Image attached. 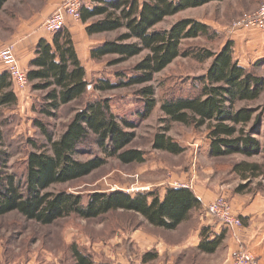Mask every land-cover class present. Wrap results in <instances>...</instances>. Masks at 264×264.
<instances>
[{"label":"trees","instance_id":"trees-1","mask_svg":"<svg viewBox=\"0 0 264 264\" xmlns=\"http://www.w3.org/2000/svg\"><path fill=\"white\" fill-rule=\"evenodd\" d=\"M209 1L214 0H93L92 8L82 6L80 20L86 24L89 35L117 33L90 51L92 60L114 56L107 59V64L114 66L142 54L129 73L115 72L117 82L99 79L93 88L98 93L118 87L142 86L139 93L143 99V116H147L156 105L153 87L148 85L156 73L179 56H191L200 62L211 58L205 74L194 85V93L178 94L161 102L159 108L164 120L169 124L206 126L212 156L264 154V144L254 137L259 132L260 122L256 109L242 104L257 100L264 90V77L254 71L258 63L247 69L239 66L232 57L230 41L217 50L182 49L186 40L200 35H219L197 19L183 17L165 29L155 28L166 17ZM6 2L0 0V10ZM26 75L31 89L40 92L32 103L35 114L55 116L61 107L80 101L83 96L86 98L57 135L40 119L33 120L44 141L38 143L34 137L26 139L30 148L25 155L22 177L7 171L12 151L7 150L6 144L11 145L13 139L0 128V216L16 211L26 219L48 225L70 215L91 219L110 211L125 210L140 215L154 227L174 230L202 207V202L189 187L167 185L162 199L155 190L136 194L123 189L94 191L85 201L79 193L48 190L54 184L89 175L105 164L106 156H113L124 164L141 163L145 157L140 149L129 147L135 137L132 130L135 125L115 115L109 98L99 93L96 97L88 96L86 70L66 28L53 33L51 42H38ZM16 103L9 73L2 72L1 124L9 123L3 109L12 108ZM168 129L166 125L164 131L154 134L152 148L178 154L183 149L166 134ZM86 143L100 148L106 156L94 155L80 160L79 154L90 152L86 151L89 149ZM259 168L255 162L242 160L234 163L232 170L246 178L247 174L258 176ZM223 237L221 233L207 240L202 232L197 249L213 253ZM71 252L74 264H94L93 257L80 248L74 246Z\"/></svg>","mask_w":264,"mask_h":264},{"label":"rangeland","instance_id":"rangeland-1","mask_svg":"<svg viewBox=\"0 0 264 264\" xmlns=\"http://www.w3.org/2000/svg\"><path fill=\"white\" fill-rule=\"evenodd\" d=\"M49 1L51 0H7L0 10V49L18 41L17 36L22 32V29L18 31L19 27H22L20 21L30 17L32 11L42 10ZM263 2L264 0H216L168 16L155 28L165 29L183 17L200 19L211 27L234 25L244 15L254 12ZM214 34L213 37L200 35L195 39L186 40L181 48L202 47L217 50L223 43V37ZM116 35L117 33L110 32L89 39L96 43L95 41L112 39ZM87 41L86 38H80L76 44L81 61L86 66L87 79L91 82L87 94L89 97H96L99 93L109 98L115 115L120 120L125 119L135 125L132 129L135 137L129 147L140 149L145 160L141 163L124 164L113 156L107 157L100 148L86 143L89 147L86 151L90 152L79 154L77 158L87 160L94 155L106 156L105 164L87 176L54 184L48 190L79 193L85 201L94 191L110 192L123 189L136 194L151 190L158 192L167 185L184 184L194 193L201 191L202 195L213 198L210 202L221 196L225 197L233 215H237L234 210L236 204L243 208L251 206L255 210L259 209L261 211L257 216L258 220L264 221V154L260 152L250 157L241 154L212 156L209 154L210 138L206 126L195 127L179 122L169 124L164 120L159 108L165 99L178 94L194 93V85L197 84L198 78L205 74L211 58L200 62L191 56H179L156 73L148 83L153 87L156 105L147 116H143V99L139 93L142 86L118 87L98 93L93 88L99 79L117 82L115 72L129 73L142 54L111 66L107 64V59L114 56L98 61L89 58ZM254 71L264 77V60L259 61ZM35 97L32 98L33 101ZM85 98L83 96L80 101L61 107L55 116L35 114L32 105L28 104L18 110L17 116L4 113L9 117V123H0V128L9 139H13L11 145L6 144L7 150L12 151L7 162V171L22 177L25 155L30 148L26 139L34 137L38 143L44 141L39 130L33 125L35 118L40 119L57 135L74 110L83 105ZM242 104L256 109L260 122L259 132L254 134V137L264 144V90L257 100ZM166 125H169L166 134L182 147V152L173 154L152 148L154 134L164 131ZM242 160L257 163L260 174H247L245 178L233 172L234 163ZM147 188L151 190H146ZM200 223L199 210L192 212L190 217L174 230L154 227L140 215L125 210L110 211L91 219L70 215L48 225L26 219L18 212L11 211L0 216V264H74L71 252L74 246L104 262L112 260L117 254L129 255L132 260L142 261L144 254L149 253L155 256L145 258L146 264H217L224 257V243L217 248L215 254L202 253L193 246ZM134 240L143 241V245L135 243ZM162 241L166 246L160 255L156 246ZM144 242H150V245L146 247ZM168 247H171L172 251H169Z\"/></svg>","mask_w":264,"mask_h":264},{"label":"crops","instance_id":"crops-1","mask_svg":"<svg viewBox=\"0 0 264 264\" xmlns=\"http://www.w3.org/2000/svg\"><path fill=\"white\" fill-rule=\"evenodd\" d=\"M62 2L63 0H51L49 1L48 5H46L42 10L32 11L30 17L20 21L22 27H19L18 31H21L22 29V32H19L20 34L18 36L16 35L17 39L19 40L18 41L16 40L17 42L15 41V43L13 42V44H14V53L16 58L18 59V63L21 68L25 69V71L28 70L29 62L34 57V53L38 42L40 40H46L48 42H51L53 33L46 31L43 28L42 23L51 12H53L58 6L62 4ZM83 6L92 8L94 6V2L93 0H83ZM197 20L202 21L200 19ZM25 26L28 30H26V28L25 29L23 28ZM63 28H66L70 32L75 50L77 52L80 61H81V57L79 56V53L76 49V44L78 43L80 38H84V39L86 38V40H88L87 43H89V45L87 49H88L89 58H90V51L100 46L103 42V41H98V42L95 41L96 43H94L90 41L89 37L94 38L101 34L89 35L86 32V24L82 23L80 18L78 20H73L67 17ZM212 29L217 31L219 35L223 37L222 39L223 43L221 46H223V44H225L226 41L231 42L232 57L238 63L239 66L247 69L252 67V65L255 63H258L259 65V61L264 60V27H259L255 25H250V26L223 25L216 27L212 26ZM81 63L86 70L85 64L82 61ZM2 72H7V70L5 65L0 62V73ZM86 80L88 82V87H89L91 82L87 79V75H86ZM12 89L16 95L17 103L14 107L5 108L3 109V111L5 114L7 113L15 114L17 116L19 114L18 110H20L24 106V104L26 105L28 104L29 106L32 105L33 103L32 98L36 95L33 94L34 91L31 89L30 85L20 89L14 86L12 83ZM166 187L167 186L162 187L161 190H158L160 199L163 198L166 191ZM146 190H151V189L147 188ZM195 195L202 202V207L199 209V216L201 223H200V227L197 230L196 239L194 241L193 246L198 247V244L201 240L202 232L203 235H206L207 240H213L216 236L222 233L224 237L220 245L224 243L223 245L224 257H222L221 258L222 261H220L217 264H232L231 252L238 248H244L251 251L258 259L259 264H264V221H259L257 217L261 210L259 209L255 210L251 206L243 208L240 207L239 204H236L235 206L236 208L234 210L236 214L241 218L242 226L227 227L217 219L213 218L206 211L207 204H209V202L213 198L211 199L206 195H202L201 191L195 192ZM134 241L137 244L143 245V241H139V240H134ZM149 245L150 242H144V246L147 247ZM164 246L166 245L163 241L160 244L158 243V245L156 246L158 248V253L160 255L162 253V249L164 248ZM168 249L169 251H172L171 247H168ZM218 249H216L213 253H206V252H202V253L215 254V252ZM117 255L118 256L115 255L112 258V260L110 261L107 260V262H104L103 260L95 256L93 258V263L94 264H129L133 261H137V260H132L129 255L128 256L122 254H117ZM148 256L150 255L146 254L145 258H147ZM139 262L143 263V260L142 261L140 260ZM143 264H146V262L144 261Z\"/></svg>","mask_w":264,"mask_h":264},{"label":"built area","instance_id":"built-area-1","mask_svg":"<svg viewBox=\"0 0 264 264\" xmlns=\"http://www.w3.org/2000/svg\"><path fill=\"white\" fill-rule=\"evenodd\" d=\"M82 6L83 0H63L62 4L45 18L42 23L43 28L50 33L59 31L64 26L67 17L73 20H78L80 18ZM238 25L264 27V2L254 12L244 15L241 20L234 23L233 26ZM0 62L5 65L14 86L20 89L28 86L26 71L21 68L18 63V59L14 53V44L11 43L6 45L5 48L0 49ZM175 186L187 187L184 184H176ZM206 211L227 227H239L242 224V220L238 215L231 214L226 199L223 196L207 204ZM231 259L232 264H259L256 256L251 251L244 248H238L232 251ZM129 264L142 263L133 261Z\"/></svg>","mask_w":264,"mask_h":264},{"label":"water","instance_id":"water-1","mask_svg":"<svg viewBox=\"0 0 264 264\" xmlns=\"http://www.w3.org/2000/svg\"><path fill=\"white\" fill-rule=\"evenodd\" d=\"M88 89H89V87H88Z\"/></svg>","mask_w":264,"mask_h":264}]
</instances>
